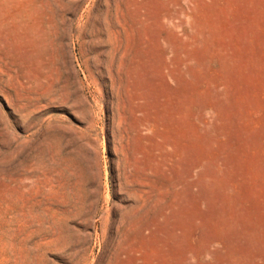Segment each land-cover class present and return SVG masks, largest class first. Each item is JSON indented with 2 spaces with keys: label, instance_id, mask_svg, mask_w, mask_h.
<instances>
[{
  "label": "rangeland",
  "instance_id": "rangeland-1",
  "mask_svg": "<svg viewBox=\"0 0 264 264\" xmlns=\"http://www.w3.org/2000/svg\"><path fill=\"white\" fill-rule=\"evenodd\" d=\"M0 264H264V0H0Z\"/></svg>",
  "mask_w": 264,
  "mask_h": 264
}]
</instances>
